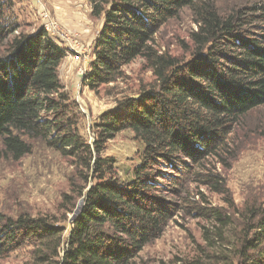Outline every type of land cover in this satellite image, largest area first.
Returning <instances> with one entry per match:
<instances>
[{
  "label": "trees",
  "instance_id": "trees-1",
  "mask_svg": "<svg viewBox=\"0 0 264 264\" xmlns=\"http://www.w3.org/2000/svg\"><path fill=\"white\" fill-rule=\"evenodd\" d=\"M89 2L104 23L84 83L98 92L125 80V67L137 59L153 79L103 113L90 142L59 78L66 49L43 28L20 31L14 0H0L3 151L20 160L41 140L75 166L63 218L0 211V257L30 246L31 264H139L145 246L185 208L207 222L205 245L193 258L163 264H264V207H237L222 173L239 154L236 131L264 106V4L228 13L213 0ZM186 8L198 27L182 42L183 53H172L158 36ZM126 130L143 144L131 180L104 154ZM200 187L224 195L230 208L208 209Z\"/></svg>",
  "mask_w": 264,
  "mask_h": 264
},
{
  "label": "rangeland",
  "instance_id": "rangeland-1",
  "mask_svg": "<svg viewBox=\"0 0 264 264\" xmlns=\"http://www.w3.org/2000/svg\"><path fill=\"white\" fill-rule=\"evenodd\" d=\"M213 1L228 13L245 5L264 4V0ZM44 8L60 28L55 41L67 51L59 68V78L81 114V134L91 142L95 136L94 126L101 115L116 108L118 100L123 97L137 96L140 88L152 81V72L144 70L141 59H137L125 67V80L107 85L98 92L91 90L84 80L95 56L94 42L103 27L104 18L92 15L89 0H14L13 15L21 26L20 31L33 33L45 29ZM197 27L191 10L186 8L178 18L162 27L158 40L172 53L182 54V42L190 43V34ZM0 50H3L2 46ZM235 139L239 154L232 167L222 171L230 196L239 208L246 202L264 207V106L248 114L236 131ZM32 144V153L13 160L4 153L0 136V211L9 216L29 212L63 218L67 211L61 206L65 195L72 194L70 178L75 175V166L72 159L48 147L45 142L38 140ZM142 150L143 144L135 139L132 131L126 130L107 142L104 154L116 159L122 179L131 180L135 167L141 161ZM198 190L203 191L210 202L206 205L208 209L217 206L227 211L230 208L224 195L212 193L205 187ZM168 196L177 200L173 195ZM196 199L201 200V197L197 195ZM82 202L80 199L77 206L80 207ZM75 213L68 212L67 230ZM206 223L192 209L184 208L170 220L159 238L145 246L138 263L163 264L178 257H195L200 246L205 245L203 225ZM32 261L30 246L9 257H0V264H31Z\"/></svg>",
  "mask_w": 264,
  "mask_h": 264
},
{
  "label": "built area",
  "instance_id": "built-area-1",
  "mask_svg": "<svg viewBox=\"0 0 264 264\" xmlns=\"http://www.w3.org/2000/svg\"><path fill=\"white\" fill-rule=\"evenodd\" d=\"M42 14H43L42 16L44 17L46 31L48 32V34L54 40H56V38L60 35L58 33V31L60 30V28L58 27V25L56 24V22L52 19L51 14H50V12L48 10H46L44 8L43 11H42ZM72 50H73V48H72ZM76 53L77 54H80V52H78V51H76ZM76 58H77V56H76Z\"/></svg>",
  "mask_w": 264,
  "mask_h": 264
}]
</instances>
